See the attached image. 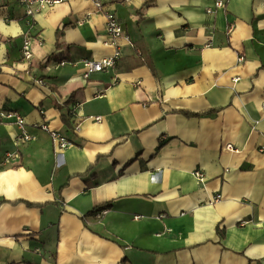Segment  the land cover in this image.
Returning <instances> with one entry per match:
<instances>
[{
	"label": "crops",
	"instance_id": "obj_1",
	"mask_svg": "<svg viewBox=\"0 0 264 264\" xmlns=\"http://www.w3.org/2000/svg\"><path fill=\"white\" fill-rule=\"evenodd\" d=\"M99 1L0 0V264H264V0Z\"/></svg>",
	"mask_w": 264,
	"mask_h": 264
},
{
	"label": "built area",
	"instance_id": "obj_2",
	"mask_svg": "<svg viewBox=\"0 0 264 264\" xmlns=\"http://www.w3.org/2000/svg\"><path fill=\"white\" fill-rule=\"evenodd\" d=\"M68 0H21L23 5L26 8V15L28 17H33L36 13L40 12L45 8L54 7L58 4L67 2ZM97 8H102V3L99 0H93ZM216 8H223L225 6L224 0H217L215 4ZM209 13L212 12L211 9L208 10ZM106 32L111 38V46L114 48V53L109 56L102 58L100 60H84L83 61V78L88 80L91 74L96 72H104L116 67L117 61L122 56L120 42L123 39L129 40V37L125 34L124 29L122 28L121 23L118 18L112 11H106ZM31 39L27 38L24 42V58L26 60H31L33 58V54L30 48ZM244 58L241 56L239 58V62H243ZM66 62H62L60 65L64 66ZM237 80V79H236ZM235 80V81H236ZM96 121H100L101 118H95ZM15 124L19 130L20 134L17 136L16 141L18 144H23L30 142L33 140V136L29 134L26 129V121L25 118L16 110H9L0 108V124ZM41 129L51 136L54 150L57 154H61V152L65 151L69 147L73 146V143L61 132L51 129L47 124H43L40 126ZM77 128V126H76ZM228 150H232L231 146H226ZM15 156L12 154H7L5 158V162L7 163L11 158ZM196 178L204 182L205 175L201 171H197L194 173ZM222 196L217 195L214 197L213 201L218 202L221 200ZM105 213L102 212V214Z\"/></svg>",
	"mask_w": 264,
	"mask_h": 264
},
{
	"label": "trees",
	"instance_id": "obj_3",
	"mask_svg": "<svg viewBox=\"0 0 264 264\" xmlns=\"http://www.w3.org/2000/svg\"><path fill=\"white\" fill-rule=\"evenodd\" d=\"M57 39L59 41L60 39V34L58 33L57 34ZM61 47V44L59 42H57V48H60ZM147 65H149L150 69L155 73L154 71V65L152 64V62L148 61V60H145V62ZM183 115H185L186 117H198L200 116V114H195V113H191V112H181ZM61 119L63 121V123L68 126V127H71L72 126V122L70 121V118L67 114H62L61 116ZM111 207V204H101V205H98L97 207H95L91 212H89L87 214L88 215H97L99 213H102L106 210H109V208ZM217 231L219 233H221L220 229L217 228Z\"/></svg>",
	"mask_w": 264,
	"mask_h": 264
}]
</instances>
